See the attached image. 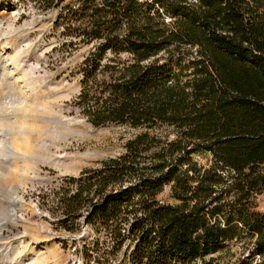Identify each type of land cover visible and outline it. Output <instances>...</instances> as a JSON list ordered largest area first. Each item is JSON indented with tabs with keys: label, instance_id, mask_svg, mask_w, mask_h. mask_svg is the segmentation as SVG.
<instances>
[{
	"label": "trees",
	"instance_id": "trees-1",
	"mask_svg": "<svg viewBox=\"0 0 264 264\" xmlns=\"http://www.w3.org/2000/svg\"><path fill=\"white\" fill-rule=\"evenodd\" d=\"M41 2L93 44L86 118L137 131L120 156L71 178L64 227L83 218L129 264H264V0ZM234 243L247 252L222 262Z\"/></svg>",
	"mask_w": 264,
	"mask_h": 264
},
{
	"label": "rangeland",
	"instance_id": "rangeland-1",
	"mask_svg": "<svg viewBox=\"0 0 264 264\" xmlns=\"http://www.w3.org/2000/svg\"><path fill=\"white\" fill-rule=\"evenodd\" d=\"M59 11L0 0V264H129L104 230L83 218L71 220L74 231L63 225L60 197L71 178L120 156L137 131L86 118L79 96L93 44L56 25ZM210 158L195 155L201 165ZM169 194L166 187L159 197ZM256 204L264 212V192ZM247 248L234 243L216 256L232 262Z\"/></svg>",
	"mask_w": 264,
	"mask_h": 264
}]
</instances>
